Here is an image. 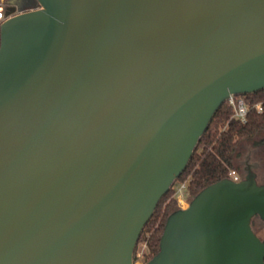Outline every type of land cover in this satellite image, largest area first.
I'll return each instance as SVG.
<instances>
[{
  "label": "water",
  "instance_id": "water-1",
  "mask_svg": "<svg viewBox=\"0 0 264 264\" xmlns=\"http://www.w3.org/2000/svg\"><path fill=\"white\" fill-rule=\"evenodd\" d=\"M0 28V264H134L230 95L264 90V0H36ZM251 168L171 213L146 264H264Z\"/></svg>",
  "mask_w": 264,
  "mask_h": 264
},
{
  "label": "trees",
  "instance_id": "trees-1",
  "mask_svg": "<svg viewBox=\"0 0 264 264\" xmlns=\"http://www.w3.org/2000/svg\"><path fill=\"white\" fill-rule=\"evenodd\" d=\"M9 1L3 2L5 10L10 5ZM11 4L17 5L21 10L34 9L38 6L36 0H13ZM243 97L250 103L262 102L264 105V90ZM261 136H264V112L260 114L251 112L247 122L241 123L233 117L232 107L225 102L201 137L193 157L176 183L188 181L187 191L193 199L207 186L223 179H232L230 176L232 171L239 173L238 161L244 143L254 141ZM178 209L180 206L175 197V189L172 187L159 202L139 239L140 241L145 236L149 247L146 263L159 252L166 221L169 215ZM256 220L259 221L254 218L252 226L257 232ZM262 225L261 228L264 227V223Z\"/></svg>",
  "mask_w": 264,
  "mask_h": 264
},
{
  "label": "rangeland",
  "instance_id": "rangeland-1",
  "mask_svg": "<svg viewBox=\"0 0 264 264\" xmlns=\"http://www.w3.org/2000/svg\"><path fill=\"white\" fill-rule=\"evenodd\" d=\"M2 3L5 0H1ZM9 1V0H7ZM13 0H10V4ZM12 5V4H11ZM29 10V9H26ZM241 150V157L238 161V171L239 175H245L246 174V164H250L252 171L255 172L256 174H259L258 179L259 181H264V136H261L257 138L254 141L244 143L242 146ZM180 183H174L173 188L176 190H179L180 188ZM180 194V199L183 201L180 204V209L182 208H188L189 203L192 199V197L188 194L187 190H183L182 192L178 193ZM175 195L176 199L179 195ZM258 220H256L257 226L255 229L258 232V236L264 240V227L261 228L263 225V221L259 218L256 217ZM261 221V224H260ZM255 231V230H254ZM255 231V233L257 234ZM147 236V235H146ZM148 237V236H147ZM149 253V247L147 244V241L145 239V236L138 242V245L135 249L134 252V264H145L146 263V256Z\"/></svg>",
  "mask_w": 264,
  "mask_h": 264
},
{
  "label": "built area",
  "instance_id": "built-area-1",
  "mask_svg": "<svg viewBox=\"0 0 264 264\" xmlns=\"http://www.w3.org/2000/svg\"><path fill=\"white\" fill-rule=\"evenodd\" d=\"M6 19L7 17L5 15V5L0 0V28ZM226 103H228L232 107L233 117L241 123L247 122L249 114L251 112H257L259 114L264 112V105L262 102L250 103L249 101H246L243 95H230L226 100ZM230 176L235 182L240 181V175L236 171H232L230 173ZM180 184L181 185L179 190L175 189V195L182 192L183 190H187L188 181ZM178 195L179 196L177 197V201L180 206L183 201L179 198L180 194Z\"/></svg>",
  "mask_w": 264,
  "mask_h": 264
},
{
  "label": "flooded vegetation",
  "instance_id": "flooded-vegetation-1",
  "mask_svg": "<svg viewBox=\"0 0 264 264\" xmlns=\"http://www.w3.org/2000/svg\"><path fill=\"white\" fill-rule=\"evenodd\" d=\"M7 10V9H6ZM6 10H5V13H6ZM249 168H252L251 167V165L250 164H246V174L245 175H242V174H240V181H242L243 179H245V177L247 176V174H248V169ZM253 169V168H252ZM255 173V172H254ZM256 176H257V179H258V176H259V174H256ZM264 176V175H263ZM258 181V184H260V185H264V181H259V180H257ZM191 202V201H190ZM183 209H185V208H183Z\"/></svg>",
  "mask_w": 264,
  "mask_h": 264
}]
</instances>
